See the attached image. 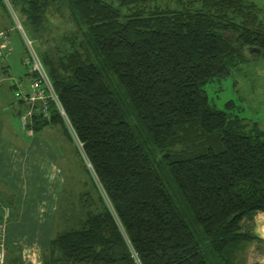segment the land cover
I'll return each instance as SVG.
<instances>
[{"label":"trees","instance_id":"obj_1","mask_svg":"<svg viewBox=\"0 0 264 264\" xmlns=\"http://www.w3.org/2000/svg\"><path fill=\"white\" fill-rule=\"evenodd\" d=\"M7 1L71 129L52 100L50 118L34 111L26 127L61 124L89 179L78 204L60 197L40 264H264L247 262L263 238L244 225L264 212V129L206 92L246 59L245 47L264 48L258 5ZM0 7L11 18L5 0ZM49 13L71 23L57 39ZM16 99L20 122L30 103ZM4 264L24 263L11 248Z\"/></svg>","mask_w":264,"mask_h":264},{"label":"rangeland","instance_id":"obj_2","mask_svg":"<svg viewBox=\"0 0 264 264\" xmlns=\"http://www.w3.org/2000/svg\"><path fill=\"white\" fill-rule=\"evenodd\" d=\"M253 1L260 8L259 12L263 18L264 0ZM5 2L11 18L0 7V31L4 30L7 34L12 50L7 56L0 57V114L11 113L14 117L13 108L18 105L15 92L20 86L23 88L27 86L26 76L31 63L24 61L27 54L14 20L13 15L16 11H12L7 0ZM18 15L20 16L19 13ZM48 15L51 21L49 34H53L57 39L59 35L66 33L71 23L66 21L60 14L49 13ZM49 41L51 42L53 39ZM36 43V40L33 39L32 45L37 51ZM252 47L256 48V46ZM244 52L246 59L231 67L224 77L207 84L206 92L212 104L237 112L248 125L255 122L258 127L264 129V48L252 51L250 47H245ZM4 64L8 65L7 72L2 70ZM16 82L18 88L14 89L12 85ZM23 130L28 133L33 132L28 127ZM36 134L49 144L56 163L64 176V183L57 204H59L60 197L63 204L67 196L69 199H75L77 203V192H79V189L87 187L89 179L74 144L66 137L59 123H49L38 130ZM73 193L75 195H70ZM244 225L263 238L260 241L251 242L246 250L247 262L264 261V212H256L251 220H245ZM53 229L54 227L52 232ZM5 245L7 253L9 249L6 243Z\"/></svg>","mask_w":264,"mask_h":264},{"label":"crops","instance_id":"obj_3","mask_svg":"<svg viewBox=\"0 0 264 264\" xmlns=\"http://www.w3.org/2000/svg\"><path fill=\"white\" fill-rule=\"evenodd\" d=\"M63 183L49 144L36 132H25L15 115L0 114V201L9 206L4 238L24 264L42 261Z\"/></svg>","mask_w":264,"mask_h":264},{"label":"built area","instance_id":"obj_4","mask_svg":"<svg viewBox=\"0 0 264 264\" xmlns=\"http://www.w3.org/2000/svg\"><path fill=\"white\" fill-rule=\"evenodd\" d=\"M13 11V9H12ZM15 12V11H14ZM14 13V20L16 21L17 28L20 31V34L24 40L25 46L28 51L27 57L24 61L30 62V67L28 74L26 76L27 86L24 88L17 89L15 92L16 98H24L29 101L28 109L21 114L20 123L22 128L26 129V125L29 123L31 116L34 111L41 113L42 117L50 118V101L52 100L55 106L57 107L59 113L64 118L68 127L71 129L67 116L64 112L63 107L58 99V96L53 88L52 82L45 70L43 63L40 60V57L36 53L31 39L26 35L19 19ZM12 50V47L9 43L7 34L4 30L0 31V57L7 56ZM79 147H80V143ZM0 206L2 211L0 212V264H4L6 257V245L4 240V227L5 221L9 215V206L0 201Z\"/></svg>","mask_w":264,"mask_h":264},{"label":"water","instance_id":"obj_5","mask_svg":"<svg viewBox=\"0 0 264 264\" xmlns=\"http://www.w3.org/2000/svg\"><path fill=\"white\" fill-rule=\"evenodd\" d=\"M250 48L252 49V51H254V50H255V51H258V50H259L258 47H256V48H255V47H250ZM253 49H254V50H253Z\"/></svg>","mask_w":264,"mask_h":264},{"label":"flooded vegetation","instance_id":"obj_6","mask_svg":"<svg viewBox=\"0 0 264 264\" xmlns=\"http://www.w3.org/2000/svg\"><path fill=\"white\" fill-rule=\"evenodd\" d=\"M252 50V49H251ZM254 50V49H253ZM255 51V50H254Z\"/></svg>","mask_w":264,"mask_h":264}]
</instances>
